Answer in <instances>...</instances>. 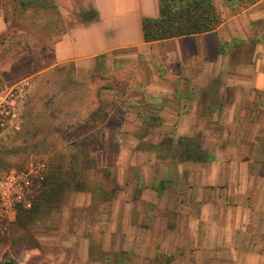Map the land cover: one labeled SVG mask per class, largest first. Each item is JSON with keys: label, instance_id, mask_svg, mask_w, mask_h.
I'll return each mask as SVG.
<instances>
[{"label": "crops", "instance_id": "crops-1", "mask_svg": "<svg viewBox=\"0 0 264 264\" xmlns=\"http://www.w3.org/2000/svg\"><path fill=\"white\" fill-rule=\"evenodd\" d=\"M213 3L215 30L146 43L159 0H83L47 64L31 62L34 77L135 65L130 81L98 89L107 108L89 131L101 145L82 190L86 248L92 234L141 264H264V0ZM8 30L0 8V38Z\"/></svg>", "mask_w": 264, "mask_h": 264}, {"label": "rangeland", "instance_id": "rangeland-1", "mask_svg": "<svg viewBox=\"0 0 264 264\" xmlns=\"http://www.w3.org/2000/svg\"><path fill=\"white\" fill-rule=\"evenodd\" d=\"M82 3L0 0L9 26L0 38V88L23 79L29 83L19 130L11 128L0 135V174L21 167L29 156H43L49 166L45 180L53 176L51 181H57L47 189L51 191L47 203L38 202L32 211L19 215L17 211L0 225V264H141L128 254L118 257L102 251L97 235L89 234L86 248V231L92 228H86L91 219L86 214V194L82 196L86 170L101 145L97 133L89 131L91 124L101 120L99 112L107 108L98 105V89L130 81L135 69L128 64L131 56L103 59L93 71L78 64L33 76L31 62L37 71L47 64L51 59L47 47L67 26L79 23L73 9ZM117 60L126 63L125 74L122 64L116 69ZM153 264L182 262L171 255Z\"/></svg>", "mask_w": 264, "mask_h": 264}, {"label": "built area", "instance_id": "built-area-1", "mask_svg": "<svg viewBox=\"0 0 264 264\" xmlns=\"http://www.w3.org/2000/svg\"><path fill=\"white\" fill-rule=\"evenodd\" d=\"M29 83L0 88V135L8 130H19L21 109L25 104ZM48 161L43 156H29L19 168L0 174V225L19 209H30L43 190Z\"/></svg>", "mask_w": 264, "mask_h": 264}, {"label": "trees", "instance_id": "trees-1", "mask_svg": "<svg viewBox=\"0 0 264 264\" xmlns=\"http://www.w3.org/2000/svg\"><path fill=\"white\" fill-rule=\"evenodd\" d=\"M253 2L254 0H247ZM220 23V19L209 0H159V16L155 19L143 20V37L146 43L156 42L164 39L177 38L181 36L202 34L213 31ZM60 68H57L59 70ZM53 176L45 180L43 184L42 197L33 202L28 210L19 209V213L30 212L39 202L45 204L49 201V187L55 186L57 181ZM48 181V182H47Z\"/></svg>", "mask_w": 264, "mask_h": 264}]
</instances>
